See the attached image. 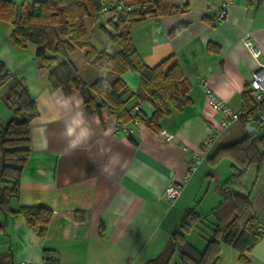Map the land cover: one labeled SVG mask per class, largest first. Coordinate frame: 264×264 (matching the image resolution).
Returning <instances> with one entry per match:
<instances>
[{
  "label": "crops",
  "instance_id": "0c3cea01",
  "mask_svg": "<svg viewBox=\"0 0 264 264\" xmlns=\"http://www.w3.org/2000/svg\"><path fill=\"white\" fill-rule=\"evenodd\" d=\"M11 1L18 5L24 0ZM174 2L188 9L135 22L130 29L144 63L153 66L173 54L191 82L192 102L171 109L160 120V132L171 134L170 141L138 121L120 125L106 109L100 117L88 113L79 92L66 96L51 89L48 70L38 68L35 45H16L10 37L12 23L0 20V59L27 84L38 109L29 125L31 149L20 175L19 195L10 199L9 208L45 206L52 211L46 235L40 238L21 213L0 208V222L7 221L0 232V254L10 248L13 264H144L163 249L187 209L204 215L184 233L198 250L205 247L215 225L233 215L232 203L220 189L231 161L223 158L212 165L210 159L220 146L260 134L264 121H250L251 133L239 120L221 127V115L208 103L206 91L240 111L244 86L256 65L264 63V0H233L221 21L215 18L218 0ZM103 20L90 29L97 48L112 45L99 28ZM179 23L187 27L169 37L168 31ZM246 33L259 46L257 58L243 41ZM208 42L219 50H208ZM68 58L85 81L108 76L86 62L80 50ZM121 78L136 91L137 71H126ZM134 103L130 98L128 104ZM135 110L150 115L153 108L144 101ZM11 112L0 114V121L9 119ZM259 113L264 117V102ZM212 131L213 142L203 150L202 141ZM225 161L228 173L222 175L217 166ZM192 163L195 169L185 177ZM244 181L257 229L264 232V166L258 173L256 167L249 168ZM169 183L181 185L174 202L164 195ZM224 199L221 210L212 213ZM47 252L52 256L45 262ZM245 255L248 262L242 263L239 252L221 242L218 264H264V234Z\"/></svg>",
  "mask_w": 264,
  "mask_h": 264
},
{
  "label": "trees",
  "instance_id": "16d2710c",
  "mask_svg": "<svg viewBox=\"0 0 264 264\" xmlns=\"http://www.w3.org/2000/svg\"><path fill=\"white\" fill-rule=\"evenodd\" d=\"M116 1L24 0L16 5L11 0H0V20L12 23L10 37L16 45H35L38 68L40 71L48 70L47 80L51 89H59L66 96L79 92L90 114L100 117L102 109H106L120 125L138 121L158 133L163 116L169 114L171 109L180 110L192 102L188 94L191 82L183 75L173 54L153 66L144 63L133 44L130 29L135 22L186 11L188 8L186 5L178 6L174 0H121L125 5H131V10L123 11V17L117 18L118 12L113 17H103V6L113 10ZM102 18L104 20L99 28L112 45L97 48L91 42L90 29ZM105 22L109 27L104 25ZM186 27L187 23L175 25L168 31L169 37ZM114 45L119 48L116 49ZM206 48L218 51L219 45L208 42ZM74 50L82 51L86 62L97 65L108 76H100L92 81L83 80L68 58ZM129 70L139 73L136 91H131L121 78ZM8 81L12 83L2 97L12 116L6 122L0 121V208L5 213H21L37 235L44 238L52 217L51 209L45 206H20L16 210L9 208L10 199L19 195L20 175L31 149L29 125L37 116L38 109L27 84L0 59V88ZM132 97L135 103L129 105ZM144 101L153 108L150 115L135 110ZM262 102L255 101L249 85L244 86L239 117L243 126L250 123V116L260 111ZM255 121L258 124L261 122ZM223 158L231 161L230 174L220 184V189L232 203L231 218L216 224L205 247L198 250L185 239L184 233L189 232L204 215L194 208L187 209L163 249L144 264H170L175 256L178 257V264H218L221 242L239 252L240 262H248L245 254L264 232L257 229L250 189L244 180L249 168L256 167L258 173L264 166V131L220 146L210 163L215 165ZM225 200L212 213L221 210ZM6 222H0V232H4ZM100 232L103 233V228ZM50 258L45 255V262ZM0 264H13L10 248L0 254Z\"/></svg>",
  "mask_w": 264,
  "mask_h": 264
},
{
  "label": "built area",
  "instance_id": "2783aa9c",
  "mask_svg": "<svg viewBox=\"0 0 264 264\" xmlns=\"http://www.w3.org/2000/svg\"><path fill=\"white\" fill-rule=\"evenodd\" d=\"M233 2V0H218V6L216 7L215 18L217 21L223 20L228 14V7ZM114 8L111 10L107 6H103L102 13L105 17H113L119 11H128L131 10V5H125L123 1L117 0L114 3ZM106 27H109L108 23H104ZM243 41L250 51L251 55L254 58H257L260 49L256 42H254L250 35L246 33L243 37ZM249 88L251 90V94L256 102L260 103L264 101V63H258L254 70L252 71L251 79L249 82ZM206 96L208 99V103L210 106L218 111L221 115L220 117V126L225 127L228 126L232 121L239 120L241 115L240 111L232 110L228 105H226L221 99H219L216 95H214L211 91H206ZM250 121H264V117L259 112L254 113L250 116ZM163 138L167 141L172 139V135L167 133L165 130L160 132ZM216 131H212L210 135L204 138L202 141V149L208 150L213 142L214 135ZM195 169V165L192 163L189 165L188 170L185 174V177H188L191 172ZM181 192V185L176 183H169L164 191V195L169 202H174ZM50 253L46 254V257H51ZM20 264H37V263H29V262H21ZM44 264V263H40ZM58 264V263H56Z\"/></svg>",
  "mask_w": 264,
  "mask_h": 264
},
{
  "label": "rangeland",
  "instance_id": "374dc122",
  "mask_svg": "<svg viewBox=\"0 0 264 264\" xmlns=\"http://www.w3.org/2000/svg\"><path fill=\"white\" fill-rule=\"evenodd\" d=\"M95 27H97V23H95ZM11 83H12L11 81H8V82H7L2 88H0V114H2L3 112H6V111H11V109H9V108L6 106V104L4 103L3 97H1V96H3L4 91L7 89L8 86H10ZM11 116H12V112H11L10 117H11ZM5 120H6V119H5ZM7 120H8V119H7ZM7 120H6V121H7ZM6 121H4V122H6ZM262 131H264V127H262V128L259 129V132H262ZM225 163H227V161H225V162H221V163L217 166L218 171L221 172L222 175L228 173V167H227V165H226ZM212 184H214V183H212ZM230 205H231V203H230ZM225 212H226V210H224V211L221 213V215H222L221 217H223V215L225 214ZM177 262H178V259H177V257H175V258L172 260V262H171L170 264H178Z\"/></svg>",
  "mask_w": 264,
  "mask_h": 264
},
{
  "label": "water",
  "instance_id": "95a60500",
  "mask_svg": "<svg viewBox=\"0 0 264 264\" xmlns=\"http://www.w3.org/2000/svg\"><path fill=\"white\" fill-rule=\"evenodd\" d=\"M123 16H124L123 11H119V12L117 13V18H119V17H123ZM250 126H251L250 124H249V125H246V128H247L248 133H251V131L248 130V128H249Z\"/></svg>",
  "mask_w": 264,
  "mask_h": 264
}]
</instances>
